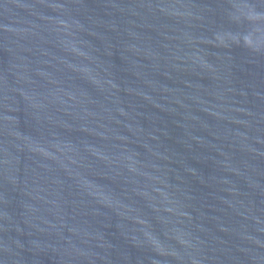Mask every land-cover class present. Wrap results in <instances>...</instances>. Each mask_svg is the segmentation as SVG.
<instances>
[{"label": "water", "instance_id": "1", "mask_svg": "<svg viewBox=\"0 0 264 264\" xmlns=\"http://www.w3.org/2000/svg\"><path fill=\"white\" fill-rule=\"evenodd\" d=\"M0 264H264V0H0Z\"/></svg>", "mask_w": 264, "mask_h": 264}]
</instances>
